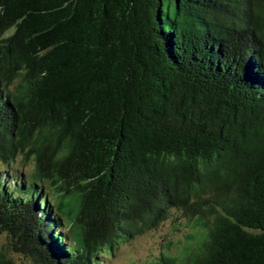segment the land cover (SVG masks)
<instances>
[{
    "label": "trees",
    "instance_id": "16d2710c",
    "mask_svg": "<svg viewBox=\"0 0 264 264\" xmlns=\"http://www.w3.org/2000/svg\"><path fill=\"white\" fill-rule=\"evenodd\" d=\"M0 164V264H264V0H0Z\"/></svg>",
    "mask_w": 264,
    "mask_h": 264
},
{
    "label": "rangeland",
    "instance_id": "374dc122",
    "mask_svg": "<svg viewBox=\"0 0 264 264\" xmlns=\"http://www.w3.org/2000/svg\"><path fill=\"white\" fill-rule=\"evenodd\" d=\"M31 169V164H25V170ZM186 223L180 213L175 211L157 228L123 242L120 249L105 264H163L164 257L175 256L185 244L186 236L191 231ZM2 242L4 237L0 235V244ZM14 261L15 264H30L21 256H14Z\"/></svg>",
    "mask_w": 264,
    "mask_h": 264
}]
</instances>
